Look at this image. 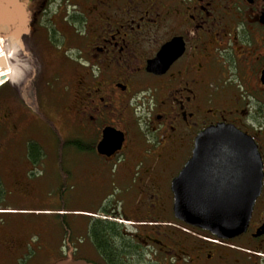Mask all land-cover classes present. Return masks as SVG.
Instances as JSON below:
<instances>
[{
    "label": "flooded vegetation",
    "instance_id": "af4514ba",
    "mask_svg": "<svg viewBox=\"0 0 264 264\" xmlns=\"http://www.w3.org/2000/svg\"><path fill=\"white\" fill-rule=\"evenodd\" d=\"M27 1L32 38L40 32L35 18L49 15L56 0ZM67 1L74 7L66 16L70 32L57 50L64 66L53 77L55 111L66 115L69 138L53 128L55 152L96 154L101 164L93 179L99 188L120 190L121 198L100 211L82 210L80 220L64 222L61 238L55 227H44L40 260L264 264V177L246 230L231 239L177 219L173 193L198 137L220 125L253 139L264 174V0ZM3 44L0 38V49ZM32 46L21 81L16 53L5 44L9 61L0 54V219L38 198L33 178L47 170L53 88L46 53ZM107 130L124 134L111 156L98 153ZM111 165L117 167L109 180ZM7 231L3 248L12 250L22 236Z\"/></svg>",
    "mask_w": 264,
    "mask_h": 264
},
{
    "label": "water",
    "instance_id": "95a60500",
    "mask_svg": "<svg viewBox=\"0 0 264 264\" xmlns=\"http://www.w3.org/2000/svg\"><path fill=\"white\" fill-rule=\"evenodd\" d=\"M30 26L28 1L0 0V37L16 60L25 50ZM123 142V133L107 130L98 153L111 156ZM263 177L262 158L251 137L233 127H212L198 137L193 159L173 181L175 217L218 238H235L247 228ZM56 264L92 263L67 259Z\"/></svg>",
    "mask_w": 264,
    "mask_h": 264
},
{
    "label": "rangeland",
    "instance_id": "374dc122",
    "mask_svg": "<svg viewBox=\"0 0 264 264\" xmlns=\"http://www.w3.org/2000/svg\"><path fill=\"white\" fill-rule=\"evenodd\" d=\"M73 8L72 1H54L49 10V15L35 18L40 32H36L35 37L32 38L31 32L30 36L24 37L25 50L18 53V60L13 61L17 78L21 77L19 79L21 81L28 73L25 69L27 63L32 62L31 59L34 58L32 46L34 41L36 48L38 47L37 49L46 53H44L45 59L49 66L47 79L50 83L49 88L52 87L53 89H49L47 94V170L45 175L33 178L38 184V198L27 206L15 207L10 216L0 219V264H43L44 262L40 260V257L45 248L42 239L44 227L47 229L55 227L57 237L61 238L59 229L64 222H76L80 220L76 214H80L82 210L100 211L105 207L114 206L121 198L120 190L105 186H103L105 188H99L93 179V173L101 164V158L96 154L66 148L62 157L59 158L55 152L57 140L52 129L55 128L59 134L62 133L64 140L69 138L67 135L68 126L62 116L66 115L55 111L56 82L53 71H58L64 66L59 64L57 53L63 46L64 34L70 32V25L66 16L68 12L73 11ZM6 50L8 51V49ZM1 53L5 54L4 44L1 46ZM32 71H34L33 65ZM64 77L66 81L68 77L66 71H64ZM71 98L70 95L68 97L64 95L62 102L64 108L69 104ZM116 167L111 165L109 170L105 171L106 179L111 180V175L115 173ZM4 230H8L9 233L13 230H19L22 236V240L19 242V244L21 243L20 246L17 243L9 246L12 250L3 248L4 239L1 237V232Z\"/></svg>",
    "mask_w": 264,
    "mask_h": 264
},
{
    "label": "bare ground",
    "instance_id": "6f19581e",
    "mask_svg": "<svg viewBox=\"0 0 264 264\" xmlns=\"http://www.w3.org/2000/svg\"><path fill=\"white\" fill-rule=\"evenodd\" d=\"M1 38V37H0ZM2 39V38H1ZM3 40V39H2ZM4 41V40H3ZM4 48H5V50H6V47H5V42H4ZM12 69V68H11ZM2 86V85H1Z\"/></svg>",
    "mask_w": 264,
    "mask_h": 264
},
{
    "label": "crops",
    "instance_id": "0c3cea01",
    "mask_svg": "<svg viewBox=\"0 0 264 264\" xmlns=\"http://www.w3.org/2000/svg\"><path fill=\"white\" fill-rule=\"evenodd\" d=\"M2 257H5V256H2ZM0 258H1V256H0Z\"/></svg>",
    "mask_w": 264,
    "mask_h": 264
},
{
    "label": "trees",
    "instance_id": "16d2710c",
    "mask_svg": "<svg viewBox=\"0 0 264 264\" xmlns=\"http://www.w3.org/2000/svg\"><path fill=\"white\" fill-rule=\"evenodd\" d=\"M55 131V130H54Z\"/></svg>",
    "mask_w": 264,
    "mask_h": 264
}]
</instances>
